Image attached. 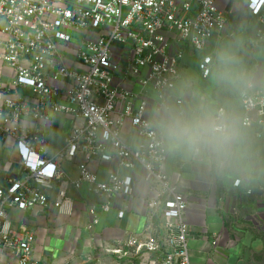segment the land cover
I'll list each match as a JSON object with an SVG mask.
<instances>
[{
  "label": "built area",
  "instance_id": "built-area-1",
  "mask_svg": "<svg viewBox=\"0 0 264 264\" xmlns=\"http://www.w3.org/2000/svg\"><path fill=\"white\" fill-rule=\"evenodd\" d=\"M246 7L258 24L256 41L264 43V0H247ZM227 23L218 0H0V61L14 73L10 82L0 81V148L8 144L16 157L13 170L6 173L4 167L0 186L4 264H35L36 234L15 231L12 210L54 208L71 215L69 191L87 184L103 198L99 210H88V232L112 208L123 219L134 203V178L110 171L104 180L93 170L111 163L142 167L154 197L147 201L152 213L144 230L111 247L99 245L102 251L118 264H191L189 203L179 188L181 177L167 174L166 142L146 117L147 102L137 101L149 85L164 98L174 89L183 56L172 51L173 41L188 42L201 53ZM117 46L126 50L123 63L114 58ZM63 52L75 64L68 65ZM212 64V56L203 58L204 78ZM118 74L135 77L141 92L114 84ZM241 104V126L264 130V79L257 92L242 93ZM225 115L220 109L214 125H227ZM63 119L73 125L54 148L50 133ZM127 122L142 139L138 150L122 137ZM65 163L76 165V178L66 173ZM240 185V179L234 182Z\"/></svg>",
  "mask_w": 264,
  "mask_h": 264
},
{
  "label": "crops",
  "instance_id": "crops-1",
  "mask_svg": "<svg viewBox=\"0 0 264 264\" xmlns=\"http://www.w3.org/2000/svg\"><path fill=\"white\" fill-rule=\"evenodd\" d=\"M218 3L227 13L224 31L214 36L201 53L188 42L173 41L172 51H180L183 56L174 89L164 98L149 85L137 103L147 102L146 117L166 142L167 174L181 177L179 188L189 203L185 221L190 230L191 264H264V130L241 126V95L257 92L264 79V43L256 41L258 24L246 6L238 8L232 0ZM73 42L79 44L78 40ZM125 51L122 46L115 48L117 62H124ZM63 54L68 65L75 64L71 53ZM205 56L213 57L208 78L202 76L200 69ZM225 67L230 74H225ZM141 75L146 76L147 69ZM13 76L12 68L0 61V81L10 82ZM114 84L141 92L135 77L125 80L118 74ZM220 109L226 112L225 121L232 133L226 143L203 136L190 146L169 136L168 129L175 125L201 128L214 125ZM72 125L69 119L56 122V133H50L54 148L62 145ZM122 137L133 150L139 149L142 139L129 122ZM2 166L4 169L5 164ZM63 168L70 177H77L75 164L65 163ZM3 169L0 186L5 182ZM93 170L100 171L104 180L110 171L134 178L131 210L119 219L118 208H112L100 215L99 224L88 232L86 226L91 220L88 210L92 207L99 210L103 198L87 184L69 191L73 201L71 215H60L54 208L12 210L9 215L14 230L36 234L32 254L35 264H118L99 245L111 247L126 234H139L150 221L152 212L147 201L154 194L142 167L125 169L111 163L93 166ZM238 179L241 185L236 187L234 182ZM6 259L2 257L1 264Z\"/></svg>",
  "mask_w": 264,
  "mask_h": 264
},
{
  "label": "clouds",
  "instance_id": "clouds-1",
  "mask_svg": "<svg viewBox=\"0 0 264 264\" xmlns=\"http://www.w3.org/2000/svg\"><path fill=\"white\" fill-rule=\"evenodd\" d=\"M225 74H230V69L227 67H225ZM168 134L175 139L184 140L190 146H194L203 136L211 137L226 143L232 135L227 125L223 123L211 125L205 128L190 125H175L168 129Z\"/></svg>",
  "mask_w": 264,
  "mask_h": 264
},
{
  "label": "rangeland",
  "instance_id": "rangeland-1",
  "mask_svg": "<svg viewBox=\"0 0 264 264\" xmlns=\"http://www.w3.org/2000/svg\"><path fill=\"white\" fill-rule=\"evenodd\" d=\"M232 2L237 5L238 8H243L247 4V0H232ZM74 43V42H73ZM9 145L4 144L2 152L0 154V175L3 169L2 163L6 166V173L13 170L14 161H16V157L9 152Z\"/></svg>",
  "mask_w": 264,
  "mask_h": 264
}]
</instances>
